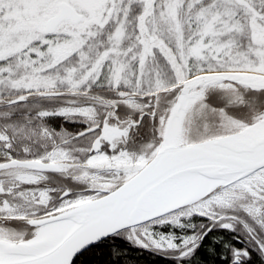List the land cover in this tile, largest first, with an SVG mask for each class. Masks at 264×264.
I'll list each match as a JSON object with an SVG mask.
<instances>
[{"label":"snow or ice","instance_id":"1","mask_svg":"<svg viewBox=\"0 0 264 264\" xmlns=\"http://www.w3.org/2000/svg\"><path fill=\"white\" fill-rule=\"evenodd\" d=\"M264 264V0H0V264Z\"/></svg>","mask_w":264,"mask_h":264},{"label":"trees","instance_id":"2","mask_svg":"<svg viewBox=\"0 0 264 264\" xmlns=\"http://www.w3.org/2000/svg\"><path fill=\"white\" fill-rule=\"evenodd\" d=\"M132 264H164L163 259L157 258L146 253L140 254L133 251L130 254Z\"/></svg>","mask_w":264,"mask_h":264}]
</instances>
